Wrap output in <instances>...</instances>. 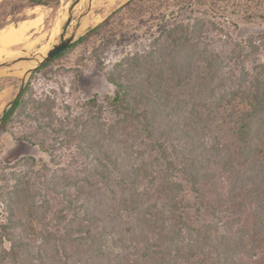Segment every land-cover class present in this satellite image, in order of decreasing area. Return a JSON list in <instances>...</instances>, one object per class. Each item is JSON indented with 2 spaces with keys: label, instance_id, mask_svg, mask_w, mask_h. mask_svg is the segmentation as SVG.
Segmentation results:
<instances>
[{
  "label": "trees",
  "instance_id": "trees-1",
  "mask_svg": "<svg viewBox=\"0 0 264 264\" xmlns=\"http://www.w3.org/2000/svg\"><path fill=\"white\" fill-rule=\"evenodd\" d=\"M199 15L109 68L98 57L117 91L85 101L71 127L53 129L54 104L20 92L0 135L23 117L36 131L16 140L49 164L75 153L58 175L45 162L16 170L31 157L1 169L0 264H264V33L236 40Z\"/></svg>",
  "mask_w": 264,
  "mask_h": 264
},
{
  "label": "rangeland",
  "instance_id": "rangeland-1",
  "mask_svg": "<svg viewBox=\"0 0 264 264\" xmlns=\"http://www.w3.org/2000/svg\"><path fill=\"white\" fill-rule=\"evenodd\" d=\"M72 2L73 0H50L49 5L33 6L28 0H0V32L40 17V25L36 29H29L25 34L32 48L28 51H18L20 55L23 50L30 54L47 50L57 41L61 29L65 27L67 11ZM128 2L130 4L127 5ZM84 3L83 0L71 11L72 19L66 27V33L73 29ZM90 10V16L86 15L90 22L87 26H82L73 43L113 12L116 13L98 35L72 48L70 45L62 56L47 66L36 69L25 83V86L29 84L28 94H32L31 99H48L54 104L53 129L59 127L58 121L69 122L70 125L66 123V127H71L74 118L84 112L85 101L95 97L99 103L107 105L108 100L117 91L99 70L98 57L109 68L126 53L142 50L151 37L163 27L201 13L200 17L222 23V27L236 40L244 39L249 34L264 33V0H97ZM60 20L62 24L55 34L53 27L59 25ZM24 72L23 67L0 69V117L19 90ZM86 113L83 114V119L89 117ZM34 131L36 125L26 118H14L10 121L7 131L0 135V171L2 168L9 171L21 157H31L36 161V165L16 169L22 172L30 170L31 166L36 169L42 163L50 161L37 146L16 140L21 135ZM74 153L73 148H58L54 152V162L48 163L50 170L56 171L58 175L60 167H67ZM70 170L71 168H68L66 172ZM218 185L224 188L228 186L223 179ZM184 196L187 201H192L188 192H184ZM237 214L241 215L244 224L249 226L250 209L247 207L243 211L242 208Z\"/></svg>",
  "mask_w": 264,
  "mask_h": 264
},
{
  "label": "water",
  "instance_id": "water-1",
  "mask_svg": "<svg viewBox=\"0 0 264 264\" xmlns=\"http://www.w3.org/2000/svg\"><path fill=\"white\" fill-rule=\"evenodd\" d=\"M83 0H73L72 4L70 5L68 11H67V23L64 28L61 29L57 41L50 47L48 48L45 52L43 53H34L30 54L26 51H22L21 54H17V56L13 58H3L0 61V69L4 68H12V67H22L25 64L29 65V68H25L24 75L21 78V86L17 93L14 95L13 99L8 103V105L5 107V109L2 112V115L0 117V123L2 122L6 112L8 109L11 107V105L14 103V101L17 99L19 96L20 92L24 89L25 83L29 75H31L36 69H39L40 67L44 66L46 63H48L51 59H53L55 56H57L59 53L63 52L65 49H67L73 41L76 39L80 29V26L82 25L84 18L87 17L86 15L89 14V3L91 0H84V7L81 11V15L78 17L76 20V23L73 27V29L69 32L66 33V27L70 23L72 16H71V11L78 5L81 4ZM49 5V3L44 4Z\"/></svg>",
  "mask_w": 264,
  "mask_h": 264
},
{
  "label": "bare ground",
  "instance_id": "bare-ground-1",
  "mask_svg": "<svg viewBox=\"0 0 264 264\" xmlns=\"http://www.w3.org/2000/svg\"><path fill=\"white\" fill-rule=\"evenodd\" d=\"M95 1H97V0H91V2L89 3V9L92 8V6H93V4H94ZM90 11H89L88 16H90V14H91ZM35 12H37V11H35ZM41 16H42V14H41ZM87 17L84 18V21H83L82 25L80 26V28L82 26H87L86 24L90 22V20L88 22V18ZM94 18L96 19V17H94ZM63 19H64V17H63ZM58 22H59V25L56 24V27H53V33H55V34L59 30V27L62 24V21L61 20L58 21ZM39 25H40V17H36L35 19H32V20H28V21L23 22L21 25H19L17 27L11 26L9 28L3 29L0 32V61L3 58H13V57L17 56V54L20 51L19 49H25L27 51L30 50L32 48V44H30L27 41L28 38H26L25 34H26V32L29 29H36ZM45 51H46V49L44 51H42V52L41 51H38L37 53L39 54V53H43ZM29 65H25V66L22 65V67L24 69L25 68H29L30 67ZM15 69H17V68H15Z\"/></svg>",
  "mask_w": 264,
  "mask_h": 264
}]
</instances>
